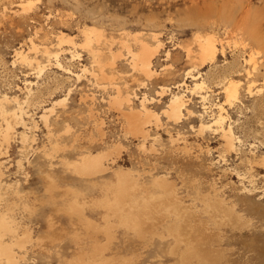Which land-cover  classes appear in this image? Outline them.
<instances>
[{
    "label": "rangeland",
    "instance_id": "1",
    "mask_svg": "<svg viewBox=\"0 0 264 264\" xmlns=\"http://www.w3.org/2000/svg\"><path fill=\"white\" fill-rule=\"evenodd\" d=\"M17 1L0 0V100L8 95L4 104L9 110L16 108L14 98L25 101L30 140L24 145L21 133L26 128L10 117L14 126L10 141L0 140V211L17 227V233L5 236L7 241L31 234L26 248L20 250L25 258L21 263L75 264L85 257L102 258L103 264H264V67L254 92L245 88L241 99L227 106L226 124L239 138L235 149L225 148L220 131L200 129L202 120L210 121L218 103L225 100L222 88L227 77L240 78L242 73L245 81V69L263 60L264 44L244 53L239 39H227L226 56L219 54L216 62L195 71L194 78L186 75L191 65L183 47L194 40L187 24L195 13L246 21L264 36V0H31L29 12L24 13L15 12ZM155 22L164 43L154 60L156 76L146 79L125 57L112 65L114 59L105 50L102 61L108 78L100 81L106 89L91 72H82L84 66L91 69L94 64L83 28L105 31L117 50L124 33H151ZM62 32L68 35L66 40L77 42L81 54L72 59V49L59 51L65 69L53 59L40 72L36 65L16 57V51L23 50L43 60L45 46L57 49ZM31 38L39 49L32 46ZM61 45L72 48L69 42ZM242 54L252 57L250 64ZM76 74L83 75L78 79ZM201 77L209 95L205 102L190 89ZM111 82L136 94V108H141L145 95L146 105L160 114V121L147 127L146 137L132 133L126 117L110 102L116 92ZM162 85H167L165 92ZM177 92L186 97L192 114L174 121L164 110ZM66 97L55 106L49 128L42 114ZM98 153L104 155L105 170L85 175L76 169L77 160ZM121 171L139 180L140 197L160 196L163 189L156 179L166 175L184 210L195 217L184 224L166 203L159 211L170 213L156 221L152 231L120 224L103 203L113 196ZM216 195L226 197L225 208H234L232 222L218 218L204 203ZM197 242L203 252L218 258L205 263L182 260L188 257L191 243Z\"/></svg>",
    "mask_w": 264,
    "mask_h": 264
},
{
    "label": "bare ground",
    "instance_id": "2",
    "mask_svg": "<svg viewBox=\"0 0 264 264\" xmlns=\"http://www.w3.org/2000/svg\"><path fill=\"white\" fill-rule=\"evenodd\" d=\"M17 3L19 9L15 10V12L19 11L20 9H22L23 13L29 12V9L27 7L31 4V0H18ZM194 16L195 17H193L192 21L187 24L193 30L194 40L191 41L192 43L190 44L186 43L187 45L183 46L184 49L186 50V56L191 65L186 70V75L188 77L194 78L195 71L199 72L200 69L203 66H205L208 62H213V63L216 62L219 54L224 56L226 54V48H227V44L225 40L227 39H231V38L239 39L238 41L241 43V45L243 44L244 53H247L248 48L249 50L251 49L250 51L248 50L250 53L255 48L254 47L255 44H260V45L264 44V36H260L259 35L260 32L258 31V29L251 24H247L246 21L231 22L226 17L214 18L213 15L209 13H203V14L195 13ZM154 25L155 26L152 29L153 31H151V33L148 34H146L147 32L146 33L138 32L139 34L138 33L130 34L131 32L124 33L123 36H121L119 42H117V45L119 46L117 50L114 49L115 42L105 37L104 34L105 31L103 32L94 26L83 28L81 32L85 37L86 47L89 51V54L92 56L91 58L94 59L93 60L94 64L92 65L91 69L88 68L87 66L84 67L82 66L83 67L82 72L83 73L85 72V74L91 72V75H93L96 78L98 85L106 89L107 84H103V82L100 81V79L108 78L107 77L108 73L105 70L106 65L103 64L102 61V56L105 50L114 59V61H112V65H115L116 59L120 57H125V59L129 62V65L132 67L134 71L143 74V76L148 80L153 78L154 76L157 75V70L154 65V60L157 58L160 52H162L163 50L162 48L164 47V43L161 39V33L156 31L157 27H160V25L157 22H155ZM185 32L188 33V31ZM58 36H59L58 40L60 42V44L58 42L59 44L57 48L58 50L55 48H50L48 46L47 47L45 46V48L43 49V57H44L43 60L36 55L33 57L30 55L29 52L27 53L24 52L23 50L21 51L17 50L16 57L21 58L23 61H27L31 63V65L32 64L36 65V67L39 69L40 72H42L47 67L49 62L53 59L54 60L56 59V64L58 67L65 69V66L60 60L59 51L72 49L69 50L72 59H74L75 57L77 58L80 57L81 54L76 49L75 45L77 42L75 43L73 39L66 40L67 39L66 36H68L67 34H63L62 32ZM33 38L30 39V41L32 42V46L34 48L37 47L39 49L38 45H36L37 43L33 41L34 40ZM63 42H69L72 48H67V47L65 48L63 46L64 44L61 45ZM95 43L97 45H95ZM170 52L171 50L168 49L167 51L168 58L170 57L171 54ZM245 60H246V65H248L250 64L252 57L249 59L245 58ZM250 66L252 67V69L250 68L245 69L246 73L244 74L245 76H243V78H246L245 81H243V79L241 78L243 75L242 73H240L241 76L240 78L231 77L228 79L227 77V80H225V82L223 83V88H222L225 96V100L222 103H218V111L217 113L213 114V117L210 121L206 122L202 120L200 124L201 130L215 129L217 131H220L223 139L225 140V144H224L225 148L229 151L235 149L236 143L239 141V138L235 135L232 125L228 126L226 124L228 117H230L227 106H232L237 101H239L243 95V90H245V88L248 89V92L250 94H252L254 90L257 88L255 87L256 86L255 83L257 82L258 74H260L258 73L260 71V67H264V56H263V60L259 63V65L258 64L256 65L255 62ZM69 69L70 68H67L66 70L68 72H73L70 71ZM97 71H100V73H97ZM82 75L76 74V77L80 79ZM205 81L206 80L201 77V80H197L193 86H190L191 88L189 87L192 90V93L194 92L199 93L204 102L207 101L209 98L208 92L204 91L205 83H206ZM111 84H113V90H115L116 92L114 95L112 93L111 101L110 100L109 101L115 106L114 108L120 110L121 113H123V115L126 117L128 128L132 133L136 135L141 134L142 136L146 137L149 131L147 127L150 126L153 121H156V123L160 121V114L146 105V102L148 100L147 96L144 95L141 101V108L140 107L136 108L134 102V98L136 94L130 92L129 89L122 90L117 83L111 82ZM180 86L181 84L178 85V87ZM165 87L167 89V85ZM165 87L164 85H162L161 91L165 92L166 91ZM261 90L262 88L260 87L257 89V91H261ZM67 94H69V92ZM67 97L54 102L51 108L49 110L44 111V113L42 114V119H44L48 127L51 119L50 117L52 113L55 111V106L57 104H63L66 101ZM6 100H9L7 94L4 95L3 98H1L0 100V117H1L0 140L7 142L10 141L9 140L10 134L14 129L10 117H13L14 119L15 118L18 119L24 125V128H26L25 131L21 133L23 143L24 145H26L27 142L30 140V136L28 135V131H27L29 127H27L28 124L25 121V116L28 113L27 110H25V107L23 106L25 101L21 102L17 98H14V101L16 103V108L9 110L6 108L4 104V101ZM187 102L188 100L183 94L178 92L173 93L169 101V104L164 110V113L168 116L169 119H172L174 121H178L184 118L187 114L191 115L192 111L187 106ZM30 128L32 127L30 126ZM88 155L89 154H87V156H84L83 154L84 156L83 160L81 161L77 160L78 163L74 162L75 167L79 172L88 175L91 173L95 174V172L97 173V171H103L106 169L102 161V158L104 157L102 153H98L94 155L91 154L89 156ZM117 174H119L118 176L119 181L117 182L118 184L116 185V189L114 192L112 191L113 196L111 197L107 196V198L105 197L106 200L103 203L104 205L103 207L108 208L109 211L108 213H111L114 216H116L119 219L120 224L135 230L144 229V230L152 231L156 225V221H160L163 217L167 216L166 214H169L171 212L170 208L173 209L172 212L174 211V215L179 217L180 220L181 219L183 220L184 224L187 222L188 219L192 221L193 216L195 217V215H193L194 212H192L190 209H189L190 211L184 210L187 209V208H183L184 202H182V200L180 201L179 197H177L178 196L176 191L177 189L175 190L176 187H174L171 184L172 182L170 183V180L166 178L167 177L166 175H165L166 177L159 176L156 179L157 183H159L163 189V192L161 193L160 196H156L151 193H148L140 197L137 196V192L139 191V183H138L139 180L133 177L131 173L121 171L120 173L117 172ZM173 184L175 183L173 182ZM219 196L216 195V197L214 198H209V200L208 201L205 200L204 203L206 204L208 209L209 208L213 209L214 210L213 213L219 215L218 218L223 216L224 218L228 219V221L232 222L236 215L235 210L233 207H227L228 205L226 206L227 208H225L224 200L226 199V197H224V200H222L223 198L221 199ZM1 198L2 197L0 196V200ZM166 203H167V207H169L170 212L168 213L166 212L163 215L164 212L162 209H161L162 212H160L159 207H161V205ZM189 206L192 207L191 205ZM207 212L210 211L207 210ZM196 217L198 218V216ZM11 222L13 221H11L9 217L5 215V213L0 211V264H22L21 262L25 258H23V256L21 255L20 250L25 249L27 242L29 241L30 238H32L30 236L31 235L30 232L29 233L25 232L22 235L14 238L13 241H7L5 239V236L7 234L17 233V227L15 225L13 226ZM221 223L223 224V222ZM191 228H195V231L197 229L193 225L191 226ZM202 232L204 231L202 230ZM192 243L188 250L189 251L188 257H183L182 260L186 261L187 259L192 260L193 258L194 259L196 258L198 259V262L205 263L207 261L208 262L213 261V259L217 257V255L212 256V253L208 251L203 252L204 250L203 248H201L198 242L197 244H192ZM17 249H19V251H17ZM97 256L98 255H95V257ZM103 261L104 260L102 258H99L98 260L90 261L84 257L81 258L79 261H77L75 264H103Z\"/></svg>",
    "mask_w": 264,
    "mask_h": 264
}]
</instances>
